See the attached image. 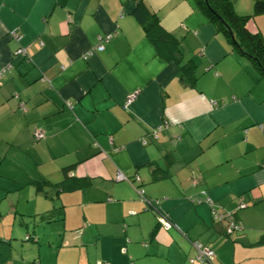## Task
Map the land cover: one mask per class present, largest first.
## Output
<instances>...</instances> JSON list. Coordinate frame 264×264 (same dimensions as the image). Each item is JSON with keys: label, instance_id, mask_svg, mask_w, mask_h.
I'll return each instance as SVG.
<instances>
[{"label": "crops", "instance_id": "crops-1", "mask_svg": "<svg viewBox=\"0 0 264 264\" xmlns=\"http://www.w3.org/2000/svg\"><path fill=\"white\" fill-rule=\"evenodd\" d=\"M144 2L178 60L136 0H0V213L39 243L50 225L32 264H264V76L195 0Z\"/></svg>", "mask_w": 264, "mask_h": 264}, {"label": "trees", "instance_id": "trees-1", "mask_svg": "<svg viewBox=\"0 0 264 264\" xmlns=\"http://www.w3.org/2000/svg\"><path fill=\"white\" fill-rule=\"evenodd\" d=\"M195 3L209 21L225 34L232 47L239 53L249 56L259 73L264 76V38L258 31H250L246 27L250 16L264 13V0H253L252 12L247 14L237 13L233 8V0H195ZM132 13L159 54L166 59L178 60L175 39L161 27L156 15L147 9L144 0H136ZM180 69L182 77L191 83L195 78L193 65L186 62L180 64ZM33 182L39 188L41 183L47 184L49 181ZM54 184L58 186V183ZM25 237L32 238L31 234ZM260 241H264V234L260 236ZM11 253L10 237L0 235V264H6L11 259ZM190 263L194 264L195 260Z\"/></svg>", "mask_w": 264, "mask_h": 264}, {"label": "rangeland", "instance_id": "rangeland-1", "mask_svg": "<svg viewBox=\"0 0 264 264\" xmlns=\"http://www.w3.org/2000/svg\"><path fill=\"white\" fill-rule=\"evenodd\" d=\"M6 202H4V205H2V216L0 218V234H4V230H6L9 233L10 239H11V245H12V253L14 254V257H18V254L15 252V250L22 251L24 258L28 260V264H32V262L37 261V252H41L44 254V245L41 244V238H42V229L44 227H50L48 224H41L36 223L35 228L37 230V233L40 235V243L37 241H32V238H26L25 233H23V230H25L27 225L20 224L19 215H16L15 219L13 218L14 211L13 208H7L5 207ZM30 220V218H28ZM33 226L32 223H30V230ZM19 227L22 228L21 232ZM50 230V229H49ZM47 232V231H46ZM14 233V234H13ZM31 233V231L29 232ZM32 254H36L34 257L35 259H32ZM48 264V263H46ZM189 264H191L189 262Z\"/></svg>", "mask_w": 264, "mask_h": 264}, {"label": "built area", "instance_id": "built-area-1", "mask_svg": "<svg viewBox=\"0 0 264 264\" xmlns=\"http://www.w3.org/2000/svg\"><path fill=\"white\" fill-rule=\"evenodd\" d=\"M23 51L24 50L21 47L17 49L18 53H23ZM7 67H8V65H5V66L0 68V75L5 72ZM33 134L35 135V137L37 139L43 137V135H44L43 132L41 130H39V129H34ZM138 193H139V195H140V197L142 199L146 200V198L143 195V190L142 189H139ZM207 200H209V199H207ZM242 205H244V204H242ZM168 225H169V223L166 222L165 226H168ZM235 228H238V225L236 223H234V222H231V225L229 226V229H235ZM195 247H197V250H198V254L196 256L197 261L202 262L204 260H211L213 258L214 253H213V251L211 249H209V248H207L205 246H202L198 242L195 243ZM194 260H195L194 258H190V262H193ZM95 264H108V263H106L104 261H96Z\"/></svg>", "mask_w": 264, "mask_h": 264}]
</instances>
